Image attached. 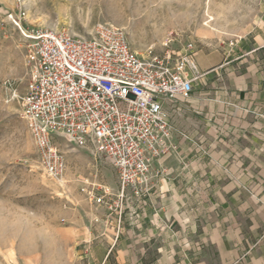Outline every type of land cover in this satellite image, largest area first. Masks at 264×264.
Wrapping results in <instances>:
<instances>
[{"label":"crops","instance_id":"crops-1","mask_svg":"<svg viewBox=\"0 0 264 264\" xmlns=\"http://www.w3.org/2000/svg\"><path fill=\"white\" fill-rule=\"evenodd\" d=\"M193 64L150 193L97 206L64 264H264V5L250 32Z\"/></svg>","mask_w":264,"mask_h":264},{"label":"rangeland","instance_id":"rangeland-1","mask_svg":"<svg viewBox=\"0 0 264 264\" xmlns=\"http://www.w3.org/2000/svg\"><path fill=\"white\" fill-rule=\"evenodd\" d=\"M263 5L264 0H0V264H64L78 224L98 208L81 190L118 188L103 157L73 149L62 138L54 144L65 156V175L56 181L44 173L21 118L27 42L9 15L23 13L28 29L85 37L105 24L122 30L141 57L150 48L176 56L187 44L212 49L241 39Z\"/></svg>","mask_w":264,"mask_h":264},{"label":"built area","instance_id":"built-area-1","mask_svg":"<svg viewBox=\"0 0 264 264\" xmlns=\"http://www.w3.org/2000/svg\"><path fill=\"white\" fill-rule=\"evenodd\" d=\"M24 17L8 16L27 42L28 84L19 101L41 167L56 181L66 173L55 137L103 157L118 189L81 192L108 212H120L130 196L150 193L153 165L173 149L178 104L189 99L197 78L193 44L176 56L150 48L141 57L118 28L99 24L85 37L28 29Z\"/></svg>","mask_w":264,"mask_h":264}]
</instances>
